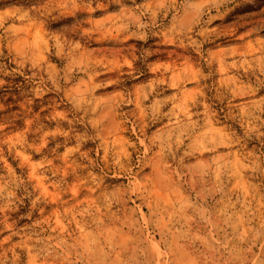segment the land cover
Returning <instances> with one entry per match:
<instances>
[{
	"label": "rangeland",
	"instance_id": "374dc122",
	"mask_svg": "<svg viewBox=\"0 0 264 264\" xmlns=\"http://www.w3.org/2000/svg\"><path fill=\"white\" fill-rule=\"evenodd\" d=\"M0 264H264V0H0Z\"/></svg>",
	"mask_w": 264,
	"mask_h": 264
},
{
	"label": "trees",
	"instance_id": "16d2710c",
	"mask_svg": "<svg viewBox=\"0 0 264 264\" xmlns=\"http://www.w3.org/2000/svg\"><path fill=\"white\" fill-rule=\"evenodd\" d=\"M5 63L9 67H13V65L8 60H6ZM9 82H12V85L6 86L5 88H8L9 91L12 93H16L19 90V88L23 87L26 84V80L20 75H17L15 78H10Z\"/></svg>",
	"mask_w": 264,
	"mask_h": 264
}]
</instances>
